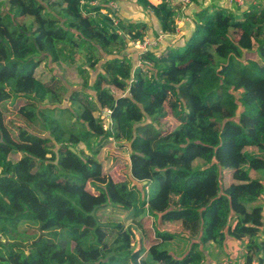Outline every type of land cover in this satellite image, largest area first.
Returning a JSON list of instances; mask_svg holds the SVG:
<instances>
[{"label": "trees", "instance_id": "1", "mask_svg": "<svg viewBox=\"0 0 264 264\" xmlns=\"http://www.w3.org/2000/svg\"><path fill=\"white\" fill-rule=\"evenodd\" d=\"M110 1L0 0V264H205L204 247L228 239L246 244L229 264H264V5L208 6L184 46L144 52L152 66L135 69L126 51L148 25H114ZM135 1L177 33L179 2ZM63 63L85 77L68 105L36 73ZM21 98L15 138L3 108ZM136 230L154 233L148 251ZM178 237L190 243L181 256L168 247Z\"/></svg>", "mask_w": 264, "mask_h": 264}, {"label": "crops", "instance_id": "2", "mask_svg": "<svg viewBox=\"0 0 264 264\" xmlns=\"http://www.w3.org/2000/svg\"><path fill=\"white\" fill-rule=\"evenodd\" d=\"M175 1L178 2L177 0ZM248 2H251L254 5H260V4L264 5V0H245V5ZM94 3L96 5H99V2H94ZM119 6H120L119 16L123 17L125 20L135 21V22L144 23L148 25V36L146 38H149V39L157 38L159 34L162 32L158 22L156 21L155 18H153L152 14L144 10L142 7L138 6L135 0H119ZM208 6L209 7L210 6L211 7L212 6L221 7V8H225L227 10L234 11V12H237L238 9L240 8L242 9L243 7H245V6H240L235 0H200L199 3L192 2L184 11L182 10L180 17L178 18L177 33L175 35H171V37H166L161 43L160 47L155 50L162 51L167 47L184 46L187 40L189 39V36L194 28V25H193L194 14ZM126 53L130 55V57L137 64L140 51H138L131 44L128 50L126 51ZM56 65L57 64L49 65L47 68H45V75H43L42 77L39 76V70L42 69V66L36 72L37 77L41 79L44 82V84H46L52 90H56L57 88L55 89L52 86H49L48 84L51 81L50 79H53V78L55 79L57 77L56 74H52V69L55 68ZM24 103H25V99L21 98L14 102H6V105L8 106V108H11V106L13 105L21 106ZM23 122L28 123L25 119ZM126 170H127V175H128L129 168L127 167ZM227 176L229 178L227 182H230L231 176L226 173L225 177L227 178ZM260 204H264V198H262V201H260ZM151 228H152V222H151L150 229ZM153 236H154V233H153ZM142 237L145 238L144 235H142ZM146 238L148 239V237ZM245 246L246 244L236 242L234 240H229V239L221 246L215 245V244L213 245L209 244L206 246L207 248L205 249V254H206L205 264H216L222 257L226 255H230L231 253H234L236 255V256H232L233 259H235L236 257L244 254ZM148 250L149 249H146V251ZM177 250H179V247H177ZM183 250L184 248L180 249L179 252Z\"/></svg>", "mask_w": 264, "mask_h": 264}, {"label": "rangeland", "instance_id": "3", "mask_svg": "<svg viewBox=\"0 0 264 264\" xmlns=\"http://www.w3.org/2000/svg\"><path fill=\"white\" fill-rule=\"evenodd\" d=\"M31 20H28V23H30ZM84 48H86V50H89V46L88 45H83ZM80 58V57H79ZM81 59V58H80ZM48 66L46 64H42V69L39 70V76L42 77L43 75H45V68H47ZM52 74H56L57 77L54 79H50L51 81L49 82V86H52L53 88H57L59 90V95L61 98V103H63V105H68L67 99H68V94L66 93V88L69 87V89L73 88V89H80L83 87L84 84V76H82L80 74V69L78 68V65L76 64H67V63H63L62 64H57L55 66V68L52 69ZM86 76V75H85ZM41 80V79H40ZM64 84V86H63ZM86 87V86H84ZM87 89V88H85ZM89 91V89H87ZM67 103V104H66ZM20 105H16V106H11V108H8V106L5 104L4 105V112H5V119H6V124L9 127L12 135L16 138L17 137V127L18 126H26L28 123L23 122L24 119L16 112L17 108ZM46 119L48 122H52L54 121V118L52 117L51 113H49L46 116ZM53 123V122H52ZM56 125L57 123L54 122ZM162 126L165 127V129L169 130V131H173L178 127V123L170 116V114L168 113V117L162 120ZM31 130L37 134L40 135H45V132L41 129H39L38 127H31ZM84 149H86L84 147ZM126 165H119L117 166V168L114 169V171L111 173V177L113 178V180L117 183H122L124 181H127V170H126ZM228 176L226 178V180L228 181ZM155 188L154 186H151L148 188V194L151 196H153L155 194ZM138 200H139V196L138 194L135 195V197L132 200V204H133V209L135 212V216L137 218V221H143L144 226L148 229L151 226L150 221H146L145 219L146 217L144 216V211L140 210L139 208V204H138ZM175 204V202H174ZM123 217V216H122ZM129 225H135L132 221L128 222ZM155 225L152 226V229ZM135 227V226H134ZM168 229L170 231L182 234L180 226L179 225H169ZM137 231V239L142 243L143 248L145 249H149L151 242L153 241V233L151 235L148 236V239L145 237H142V234L140 233V231ZM260 241H264V231L261 233V238ZM238 242V241H236ZM189 241L186 239H182L181 237H178L176 239V241L172 242L168 247H171L170 250L174 251V252H178L176 253V256H181L183 255L189 248ZM213 245V244H212ZM176 246V247H175ZM177 247H179V250L184 248L183 251L179 252V250H177ZM207 247H204V249H206ZM233 250V249H232ZM232 256H236L234 253H231L230 255H226L224 257H222L217 263L218 264H224L225 262L228 261V264L230 263L229 259H233ZM218 260V259H216ZM216 263V264H217Z\"/></svg>", "mask_w": 264, "mask_h": 264}, {"label": "built area", "instance_id": "4", "mask_svg": "<svg viewBox=\"0 0 264 264\" xmlns=\"http://www.w3.org/2000/svg\"><path fill=\"white\" fill-rule=\"evenodd\" d=\"M177 1L182 5L183 11L193 2V0H177ZM235 1L240 6H245V0H235ZM94 4H95L94 2L91 3V6H94ZM84 5L86 6L85 3H84ZM119 11H120L119 0H111L108 4L107 10H103L102 13L104 15H107L111 19V21L114 25H118V23H119ZM83 14L85 16L88 15L86 10H83ZM166 37H171V35L166 34L162 31L157 38H154V39L145 38V40L142 42L138 41V42L131 43L133 45V47H135L138 51H140L139 61L135 65V69L138 67H151L152 66L151 62L141 60V54L144 52H147L149 50L158 49ZM132 81L133 80H131L130 82L132 83ZM114 92L117 95H121V94L122 95H129L130 94V90H128L126 93L118 92L115 90H114ZM111 113L112 112L109 109H106L103 113V115H104V129L105 130L110 129V127L112 125ZM224 264H227V262H225Z\"/></svg>", "mask_w": 264, "mask_h": 264}, {"label": "water", "instance_id": "5", "mask_svg": "<svg viewBox=\"0 0 264 264\" xmlns=\"http://www.w3.org/2000/svg\"><path fill=\"white\" fill-rule=\"evenodd\" d=\"M71 150H72V151H74V149H73V148H71Z\"/></svg>", "mask_w": 264, "mask_h": 264}]
</instances>
